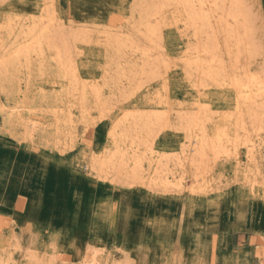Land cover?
Returning a JSON list of instances; mask_svg holds the SVG:
<instances>
[{"label":"rangeland","instance_id":"374dc122","mask_svg":"<svg viewBox=\"0 0 264 264\" xmlns=\"http://www.w3.org/2000/svg\"><path fill=\"white\" fill-rule=\"evenodd\" d=\"M140 1L147 4L151 0ZM154 1L157 5L158 0H153V3ZM245 1L247 11H251L248 12L249 16L251 15L249 26L256 43L255 46L250 43V52H246L248 55L243 52L247 61L242 56L240 66L233 64V67H236L239 73L249 68L252 72H263L264 0ZM138 2L48 0L44 5V0L0 1V23L14 26L13 33L19 37L21 36L19 28L15 26L16 22H24L25 18V21L34 17L38 19L41 8L48 6L65 25L67 33L70 32V26L79 28L85 25L92 29V33L84 42L80 40L81 42L72 44L74 50H71V58L75 59L73 62L79 77L85 82L88 81L87 84L98 83L102 86L103 98L110 103L106 101L109 106H106L105 113L108 116L104 119L100 118L102 113L90 106V128L84 131L82 125H74L75 139L65 151H61L57 149V144L63 141V129L59 128L58 133L51 110L55 96L59 95L57 92L64 95L61 86L69 80L65 78L68 71L60 74L59 68L55 66L52 60L54 53L46 51L44 58L37 60L33 52L32 60H20L18 67L16 65L7 69L9 72L5 74L8 78L5 74H0V264H85L95 254L100 263L107 264H264V146L256 147V155L252 160L245 154L249 149L246 147L237 151L229 146L227 153L217 157L209 153L194 186L191 184L194 180L193 169L187 164L182 171L181 165L185 160L182 157L183 160L179 161L176 156L180 151L179 140L182 133L165 129L159 133L154 147L158 152L172 156V161L169 162V180L178 184L181 178L184 187L179 189L175 184H171V191H163V188L152 190L142 185L133 187L114 184L111 179V182L100 179L90 168L95 155L102 156L113 148L109 135L110 123L125 110L136 109L139 113L142 111L140 114L168 110L172 122V117L178 109L190 110L195 107L198 110L200 107L201 112L206 109L207 112H213L211 117L215 125L223 121L220 117L227 118L229 112L233 113L235 95L232 88L220 87L219 83L216 86L211 80L203 81L204 90L199 88L201 100L197 102V88L195 89L194 85L201 84L198 82L197 71L192 70L191 74L187 75L181 68L182 57L188 46L184 26L176 18L169 14L167 16L165 8H162L161 13L164 15L159 17V27L162 24V28L160 27L161 30H158L156 36L162 39L158 42L156 37L153 38H156V50H152L154 52L151 54H156L150 57L152 62L156 61L154 59L157 57L162 60L157 64L161 73L160 79L151 80L152 82L138 80V83L135 80V83L130 85L124 81L122 70H128L123 68L124 57L130 51L126 49L122 50V53L114 51L113 48L105 50V46L98 41V33L93 32V29L106 33L108 29L114 33L123 31L124 37L135 35V41L144 44V24H141L143 15L148 7L156 5L148 3L147 7L144 2H139V7ZM136 10L143 11L138 13ZM17 15L23 16L18 18ZM4 19L7 20L6 23ZM132 27H137L135 31H142L133 33ZM13 37L15 38L8 37V43L10 40L14 41ZM221 41L224 42L220 39ZM1 43L2 41L0 45ZM115 53L121 55L116 57ZM250 53L255 54L256 58ZM114 57L120 59H117V65ZM228 58L229 56L224 55L226 63L230 66L232 62ZM131 59L130 61H134ZM142 62H139L140 66ZM241 65H244V68ZM135 88L137 90H134ZM118 93H121V96ZM48 97H51V100ZM64 98L60 106L63 103L64 106L68 104V98ZM12 109L38 121L46 132L40 128L33 137H28L22 124L6 116ZM107 109L111 111L108 112ZM261 113L259 123L256 121L257 125L252 126L255 130L260 127L264 129V113ZM74 115L78 116L76 110ZM261 120L263 125L260 124ZM248 125L251 126L249 122ZM249 127L246 129L249 135L253 136L256 132ZM226 130L230 137L241 134L239 137L242 138L247 135L236 128L234 123ZM242 149L243 153L240 154ZM212 156L215 159H212ZM145 158V168L149 169V158L147 155ZM249 170H257L258 174L249 175ZM199 182L200 184H196ZM113 200H119L121 203L115 217V225L111 226L104 222V217L110 212Z\"/></svg>","mask_w":264,"mask_h":264},{"label":"bare ground","instance_id":"6f19581e","mask_svg":"<svg viewBox=\"0 0 264 264\" xmlns=\"http://www.w3.org/2000/svg\"><path fill=\"white\" fill-rule=\"evenodd\" d=\"M0 1H3V0H0ZM138 1L141 2L140 0ZM146 1L148 2L149 0H146ZM151 1L148 2L149 5L150 3L155 4V1L154 3H153V0ZM44 2H45L44 5H46V2H48V0H44ZM142 2L141 4H143ZM245 2H246L245 0H158L157 5L155 4L156 6L154 7L152 6L148 7L149 6L148 3L146 4L144 2L145 6L147 5L148 7L146 13L145 14L143 13L144 14L143 20L141 22V24L142 23L144 24L142 25L144 27V32H143L144 41L142 40L144 44H138L137 43L138 41L136 42L133 37L135 35L133 36L127 35L124 37L123 31H118L117 33H114V32H110L108 29L106 33L104 31L100 32V30L97 31L96 29L95 30L93 29V32L95 31L98 33L97 35L98 41L100 44H103L105 46V50L107 48L109 49L113 48L115 49L114 51H118V52L120 51L122 53H123L122 50L127 49L128 51H130L128 52L127 55L124 54L125 61L122 59L125 63L123 65V68H125V70L128 69L126 70L128 72L122 70L124 72L123 73V78H125L124 81L128 82L129 85L132 83H135V80H137L136 81L137 83H138V80L140 82L141 80H144V81L147 80V81L152 82L154 79L156 80L157 78L160 79V76H161L159 75L160 73L158 70L159 67L157 66V64L160 63L161 59L158 60L159 58L157 57L158 59L156 58L154 59L156 61L153 60L154 62H152L150 57L152 54H154V53L151 54V52H154L152 50L154 49L156 50V48L154 47L155 46L154 40H156L157 38V41L159 42V40L161 41L162 39V37L161 39L160 38L158 39V37L156 36H157V32L160 29V27L162 28V24L159 27V22L161 23V19L159 17L164 15V14L161 15V13H162V8H165L166 15L169 14V16L176 18L184 26V29H185L184 36L187 38L186 42L188 43V46L186 48L187 51L185 55L182 57L181 68H182V71H184L187 75L191 74L192 70L197 71L196 75L198 77V82L201 83V84H197L195 82L196 84L194 85V88L195 89L197 88V91H196L197 96H198L197 102H200L201 100L200 95H199L200 93L198 92L201 91L199 89L201 87L204 90V85H202V83L205 80H211L212 83L214 82V84H216V86H218L217 83H219L220 87L228 86L232 88L234 95H235L234 103H233V108H234L233 113L229 112L230 114L228 115L229 117L227 118L220 117L223 119V121L220 124L217 123V125H215L214 119H212L211 117L213 112L212 113L207 112V109L202 110L203 108L201 109L202 110L201 112L199 111L200 110L199 106H198L199 107L198 110L195 107H193L190 110H185L184 108L179 107L181 110L178 109L175 112V115H173L172 117V122L170 119L171 114L169 113L168 110L167 111H158V110L150 111L146 114H140L142 113V111L139 113V111H137L136 109L135 111L125 110V112L122 115L116 117V119H114L113 122L110 123L111 127L109 130L110 131L109 135L112 139L113 148L111 150H107V152L103 154L102 156L95 155V157L93 158L94 160L92 159L93 160L92 163L90 162L91 163L90 168L93 171H95L94 173H96V175L100 179L109 180V181L111 179L112 183L114 184L120 183L122 185H128V186H133V187H135L134 185H142L152 190L163 188V191H167V189H170L169 187L171 186V184H175V183H172L168 177L170 174V170H169L170 163L169 162L172 161V158H171L172 156H170V154H167V153L166 154L162 152L160 153L154 147L155 141L159 137V133L165 129L166 130L170 129V130L182 133L181 139L179 140L180 151L179 153H177L176 156H178L177 159L179 161H181L182 157L185 160V162L182 163L181 165L182 171H183V168H185L187 164H189V168H192L194 170V171L192 170V173L194 174L193 176L194 180L191 183L192 185H194L195 182L198 180V177L200 175V170H202L203 166L205 165V161L208 160V156L210 154H213L214 157H217L219 154L227 153V147L232 146L236 150L237 149L239 150V148H242V147L249 148L246 151L244 149L245 154L247 155V158L249 160H252L255 157L256 154L254 152H256V147L264 146V129H262V127H260L257 130H255L256 128L254 129L255 125L259 123L260 113L261 112L264 113V71L263 72L259 71L258 73L252 72L250 71L251 68L248 67L249 69H247L245 72L239 73L236 70V67L235 68L233 67L234 65L238 67L239 63L242 61L241 57L244 56V53H243L244 51L245 53L250 52L249 50L251 49L250 43L253 44L252 46H255L254 43H256V41L254 42L253 40V34L251 32L252 29L249 26V22H250L249 17L251 15L249 16L248 12H251V11H247L246 9L247 5L245 4ZM141 4L138 6L141 7ZM0 6H2L1 3H0ZM133 8L136 9V7L134 6ZM142 9H143V6H142ZM248 9L250 10L249 7ZM138 11H143V10H138ZM140 14L139 16L142 18V15ZM22 16L20 17L18 16V18H21ZM37 16H38V19H35L34 17V18H31V20L29 21L28 20L25 21L26 18L25 20L23 18L24 22L19 21L18 24L16 22L15 26L16 28L17 27L19 28V35L21 37L13 33L14 30L12 28L14 26L11 27L10 25H8L9 23L7 25H3L0 23V41H2L0 45V49H2V51H0L1 52L0 54V74L3 75L5 73H8L9 71H7V69H10V67H14V66L16 67L17 63L20 60L25 61V60H28L29 58L30 60H32L31 54H33V52H35V55L34 54L33 55L34 57H36L37 60L42 58L46 51L52 52L51 54L54 53L52 60L55 62V66L59 68L61 72L60 74L68 71L66 72L65 78L68 79L69 82L68 83L66 82L64 83L65 85L61 86V88L63 89L62 92L64 93V95L63 94L60 95L61 94L60 92H57V94H59L57 95L55 92L57 96H55L56 99L54 100V107L52 108L53 110H51L52 111L51 113L55 117L54 124L56 125V128L58 129V133H59V128L63 129L62 130L63 141L57 144L58 145L57 149L61 151H65L66 150L65 148L69 146V143L73 142L75 139L74 125L76 124L82 125V127L84 128V131H87L90 128L92 124L90 106H93V108L97 109L100 113H102L100 118L104 119L106 116H108L107 113H105V110H106L105 108L109 106L107 105V103L109 102L106 100L107 101L106 103L105 99L103 98L104 88H102V86L98 85V83L97 84H94V83L87 84L88 81L85 82L79 77L76 67L74 65L75 62H73L75 59L72 60L74 57L71 58L72 57L71 50L72 51L74 50V48L72 49V44L80 40L81 41L83 40L84 42L87 36L92 33V29L88 28L87 26L85 27V25L84 27H79V28L77 27L72 28V26H70L71 28L69 29L71 33L70 32L67 33L66 32L67 29L65 31V28H64L65 25L61 23L58 18H56V13L54 12V10H52L50 6H48L47 8L46 7L41 8V11L39 15ZM149 19L155 20L153 21L155 23H153L152 20H149ZM167 20L169 21V19ZM6 21L7 20H5L4 23H6ZM140 21L141 20H139V22ZM166 23L167 22H165V24ZM132 28H134V30L132 31L134 33L137 27L136 28L132 27ZM141 31H139V33ZM11 36H15V38L13 37L14 41L10 40L11 41L10 42L11 44H10L8 43L9 41L8 37H10L11 39ZM137 37H139V35ZM154 37L156 38L153 39ZM220 39L224 41V42L221 41L223 45L220 42ZM160 48H158V50H160ZM241 48L243 50H241ZM161 50H164V49H161ZM116 54L117 53H115V55ZM119 54L120 53H118L116 57L121 55ZM246 54L248 55V53ZM224 55H227V57L229 56V58L231 59L230 60L228 58V60L232 62L230 66H228V64L226 63L224 59ZM253 56L255 57V54ZM131 57L132 59H134V61H130ZM121 58H123V56H121ZM245 58L247 59V57L244 56V59ZM117 59L120 60L119 58H116V60L114 59L116 65H117ZM140 61L141 62L143 61L142 66L139 65ZM252 61H253V57H252ZM163 63H165V61ZM243 63H247V62L243 61ZM120 64L121 63H119V65ZM18 66L19 65H17V67ZM241 66H243L244 68V65H241ZM41 67L43 66L41 65ZM108 68L109 67H107V69ZM167 68L168 67H166V69ZM11 70H13V68H11ZM41 73L42 72H40V74ZM7 76L8 75H6V77ZM106 78L108 79V77ZM1 79L3 81V77ZM140 82H139V85H140ZM206 83L204 82V84ZM107 85H108V82H107ZM134 90H137V88H135ZM126 91L127 90H125V92ZM119 92L122 93V91H119ZM130 92L134 93L133 90L132 91L130 90ZM121 93L120 94L118 93V94L121 96ZM130 94L132 95V93ZM45 95L46 94H44V96ZM63 98L64 99L68 98L66 101L68 104L64 106V103H63V105L60 106V103L62 104ZM167 108H168V105H167ZM206 108L209 109L208 106ZM12 110L13 111H11L10 113L7 112L6 116H8L12 121L22 124L26 132V135L28 137L30 138L33 137L34 134L37 131H39L40 128L41 130H44L42 129V127H40L41 124L39 125L38 121L30 117L23 116V114L20 111H15V109H12ZM75 110L78 112V116L74 115ZM109 111L111 110H108V112ZM216 113L218 114V112ZM213 116H215V114ZM256 121H258L257 124L255 123ZM248 122L251 125L250 127L248 125ZM261 122L262 120L260 121V124H262ZM231 123H234L236 128H238L239 130H242V133L244 131V134L246 133L248 136L246 135L241 138L239 137L241 134L238 135L236 134L237 133L236 132L234 133L236 134L234 135V137L232 136L230 137V133L227 132L226 128ZM260 124L258 126H260ZM253 125L254 127H252ZM248 127L249 129L253 128L255 130L256 133L254 132L255 134H253V136L249 135L246 129ZM77 128H78V125H77ZM242 142H244V144ZM240 151H241L240 154L243 153L242 152L243 149ZM146 155L149 158V163H147L149 166V169L145 168V164H146L145 162L147 161L145 158ZM213 156H212V159H215ZM248 174L255 176L258 174V171L249 170ZM202 176L204 177V174ZM196 184H200V182ZM175 185L177 186V188L182 189L183 187L182 179L180 178V180L178 181V184L176 183ZM95 255H93V257H91L89 261L87 260L88 262H85V264H107L105 262L100 263V261L97 259L98 257L96 258Z\"/></svg>","mask_w":264,"mask_h":264},{"label":"clouds","instance_id":"9594fccd","mask_svg":"<svg viewBox=\"0 0 264 264\" xmlns=\"http://www.w3.org/2000/svg\"><path fill=\"white\" fill-rule=\"evenodd\" d=\"M120 201L119 200H113L111 202L110 212L106 214L104 217V222L109 223L111 226L115 225V217L117 216L119 209H120ZM129 212L131 209L128 210Z\"/></svg>","mask_w":264,"mask_h":264},{"label":"snow or ice","instance_id":"6c2138e0","mask_svg":"<svg viewBox=\"0 0 264 264\" xmlns=\"http://www.w3.org/2000/svg\"><path fill=\"white\" fill-rule=\"evenodd\" d=\"M262 44H264V41H262Z\"/></svg>","mask_w":264,"mask_h":264}]
</instances>
